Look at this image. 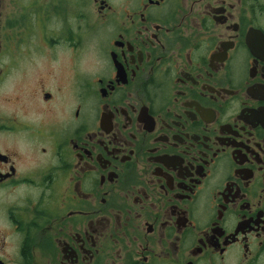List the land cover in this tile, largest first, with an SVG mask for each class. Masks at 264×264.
Wrapping results in <instances>:
<instances>
[{
    "label": "flooded vegetation",
    "instance_id": "obj_1",
    "mask_svg": "<svg viewBox=\"0 0 264 264\" xmlns=\"http://www.w3.org/2000/svg\"><path fill=\"white\" fill-rule=\"evenodd\" d=\"M0 264H264V0H0Z\"/></svg>",
    "mask_w": 264,
    "mask_h": 264
}]
</instances>
